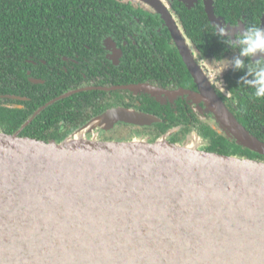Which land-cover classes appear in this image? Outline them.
I'll use <instances>...</instances> for the list:
<instances>
[{
  "label": "water",
  "instance_id": "obj_1",
  "mask_svg": "<svg viewBox=\"0 0 264 264\" xmlns=\"http://www.w3.org/2000/svg\"><path fill=\"white\" fill-rule=\"evenodd\" d=\"M186 61L201 92L171 93L202 98L228 139L264 155V140ZM119 120L160 118L114 107L59 142L0 129V264H264V162L170 144L166 135H85Z\"/></svg>",
  "mask_w": 264,
  "mask_h": 264
},
{
  "label": "flooded vegetation",
  "instance_id": "obj_2",
  "mask_svg": "<svg viewBox=\"0 0 264 264\" xmlns=\"http://www.w3.org/2000/svg\"><path fill=\"white\" fill-rule=\"evenodd\" d=\"M151 1L154 4L149 0H2L12 26L4 34L8 37L0 36V103L30 109L36 85L61 81L67 89L35 109L25 122L44 105L86 92L73 102V118L81 110L86 118L78 117L85 120L64 138L110 108L129 107L160 120L149 124L119 120L96 125L85 135L97 141L147 142L166 135L170 144L248 158L245 149L249 148L220 131L202 98L171 92H201L186 61L189 57L238 120L264 138V100L255 99L252 89L238 86L243 72L229 67L219 76L215 59H231L238 53L225 51L227 46L211 35L214 24L239 25L231 29L234 33L242 31L245 23L264 28V0H234L230 11L222 0ZM141 84L159 91L136 87ZM6 85L13 93L3 91ZM24 123L15 131L0 129L13 134ZM58 123L48 130L59 134L67 129L64 119ZM47 141L59 142L55 137Z\"/></svg>",
  "mask_w": 264,
  "mask_h": 264
},
{
  "label": "trees",
  "instance_id": "obj_3",
  "mask_svg": "<svg viewBox=\"0 0 264 264\" xmlns=\"http://www.w3.org/2000/svg\"><path fill=\"white\" fill-rule=\"evenodd\" d=\"M6 3L8 1L10 3H14L18 0H3ZM234 0H222L225 5L227 11L234 6ZM221 2V6L223 3ZM4 3L0 0V36L3 38L8 37V35H4L9 29L11 28L12 24L9 23V11L7 8H4ZM236 6V4H235ZM229 13V12H227ZM7 46H4L3 49H6ZM6 73L5 75H7ZM35 90H37L34 94V104L30 105V109L24 108L20 109L19 107H8L5 106L3 103H0V128L2 127H9L11 131H15L20 127L22 123L25 122L27 117L32 113L35 109L39 106L43 105L46 101H49L56 95L64 92L67 88H65V83L61 81H54L50 84L45 85V87L38 88L36 85ZM4 92L13 93L12 90L4 88ZM53 91V92H48ZM86 92H80L69 96L67 98L61 99L48 107H44L40 112H38L34 118H32L26 127L21 131V135L23 137H29L32 139H37L43 142H50L47 141L50 137H55L58 141H61L68 131L71 130L72 127L76 126L78 121L85 120L87 113L81 110L78 115L73 118V102L79 98L80 96H85ZM2 102V101H1ZM72 111V112H70ZM70 112V113H69ZM80 116H85V118H78ZM64 119V122L67 123V129L65 131H61L57 134L55 131L48 130L51 125L56 124V127L59 126V121ZM7 133H11L8 131ZM261 139H264L263 136H259ZM46 140V141H45ZM241 148L240 145H238ZM246 153L249 152L248 158L253 160H258L260 162H264V155L253 152L250 149H245Z\"/></svg>",
  "mask_w": 264,
  "mask_h": 264
},
{
  "label": "clouds",
  "instance_id": "obj_4",
  "mask_svg": "<svg viewBox=\"0 0 264 264\" xmlns=\"http://www.w3.org/2000/svg\"><path fill=\"white\" fill-rule=\"evenodd\" d=\"M245 23V22H244ZM239 25L214 24L211 35L215 36L219 43L226 45L238 54L231 59L216 58L219 68V76L227 68L233 71L243 72L238 80V86L252 89V96L257 100H264V28L260 25L245 23L242 31L235 33L231 29ZM223 87V81L219 80Z\"/></svg>",
  "mask_w": 264,
  "mask_h": 264
},
{
  "label": "rangeland",
  "instance_id": "obj_5",
  "mask_svg": "<svg viewBox=\"0 0 264 264\" xmlns=\"http://www.w3.org/2000/svg\"><path fill=\"white\" fill-rule=\"evenodd\" d=\"M189 1H192V0H189ZM109 126H111V125H109Z\"/></svg>",
  "mask_w": 264,
  "mask_h": 264
}]
</instances>
